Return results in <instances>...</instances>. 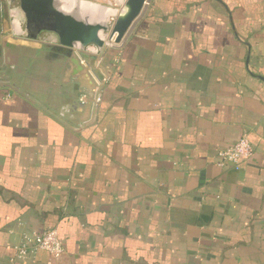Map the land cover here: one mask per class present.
Instances as JSON below:
<instances>
[{"label":"crops","instance_id":"0c3cea01","mask_svg":"<svg viewBox=\"0 0 264 264\" xmlns=\"http://www.w3.org/2000/svg\"><path fill=\"white\" fill-rule=\"evenodd\" d=\"M4 37L0 264L48 228L61 257L15 264H264V0H148L102 80L75 47ZM242 134L252 155L218 166Z\"/></svg>","mask_w":264,"mask_h":264},{"label":"water","instance_id":"95a60500","mask_svg":"<svg viewBox=\"0 0 264 264\" xmlns=\"http://www.w3.org/2000/svg\"><path fill=\"white\" fill-rule=\"evenodd\" d=\"M16 1L24 17V28L28 38L36 39L42 35L44 41H51L66 48L75 46L83 48L88 44L102 48L103 35H106V40H113L115 44L122 41L148 0H124L122 12L115 15L111 23L106 21L96 23L77 16L72 11H63L59 8V0ZM5 46H9L8 41L5 42ZM95 58L96 56L92 54L83 57L84 63L90 65L91 71L102 80L101 73L94 66ZM71 62L77 66L78 71L83 69L76 54L72 56Z\"/></svg>","mask_w":264,"mask_h":264},{"label":"built area","instance_id":"2783aa9c","mask_svg":"<svg viewBox=\"0 0 264 264\" xmlns=\"http://www.w3.org/2000/svg\"><path fill=\"white\" fill-rule=\"evenodd\" d=\"M20 8L16 5L9 4L7 9V32L12 39H23L27 37V31L24 28V23L20 15ZM23 15V14H22ZM106 35H103V47H111L115 43L113 40H106ZM94 44H88L81 48L75 46L77 56L81 64H84L83 57L86 54L95 55L99 57L101 49ZM89 93H83L79 97V103L84 104ZM94 98V102L99 104L100 100V84L98 83L90 92ZM253 153V147L246 134H242L234 143L228 145L217 151V165L225 166L230 164L234 169H239L240 163L247 160ZM37 250H43L54 259H58L63 254V247L61 239L58 236L57 230L48 228L41 232L25 233L19 243L13 245V255L9 259L8 264H15L22 261L28 255Z\"/></svg>","mask_w":264,"mask_h":264},{"label":"bare ground","instance_id":"6f19581e","mask_svg":"<svg viewBox=\"0 0 264 264\" xmlns=\"http://www.w3.org/2000/svg\"><path fill=\"white\" fill-rule=\"evenodd\" d=\"M123 2L124 0H116L119 5ZM59 8L63 11H72L77 16L96 23L107 22L110 16L119 14L120 9L91 0H59Z\"/></svg>","mask_w":264,"mask_h":264},{"label":"rangeland","instance_id":"374dc122","mask_svg":"<svg viewBox=\"0 0 264 264\" xmlns=\"http://www.w3.org/2000/svg\"><path fill=\"white\" fill-rule=\"evenodd\" d=\"M91 1H94V2H98V3H101L103 5H107V3H111L113 0H91ZM114 2V1H113ZM113 5H111V7H114V8H119L118 6L115 5V3H113ZM15 5H18L17 2H14ZM9 7V4L7 5L5 0H0V44L2 43V38H5L4 35H8V32L7 30H5V27L6 25L8 24V17H7V9ZM113 19L111 20H108L107 22L108 23H111Z\"/></svg>","mask_w":264,"mask_h":264}]
</instances>
